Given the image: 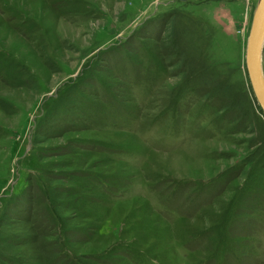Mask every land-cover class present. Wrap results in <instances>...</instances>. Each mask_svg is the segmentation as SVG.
I'll use <instances>...</instances> for the list:
<instances>
[{"label":"rangeland","instance_id":"1","mask_svg":"<svg viewBox=\"0 0 264 264\" xmlns=\"http://www.w3.org/2000/svg\"><path fill=\"white\" fill-rule=\"evenodd\" d=\"M256 3L0 0V264H264Z\"/></svg>","mask_w":264,"mask_h":264},{"label":"water","instance_id":"2","mask_svg":"<svg viewBox=\"0 0 264 264\" xmlns=\"http://www.w3.org/2000/svg\"><path fill=\"white\" fill-rule=\"evenodd\" d=\"M264 41V0H257L247 38L245 67L254 99L264 114V76L261 53Z\"/></svg>","mask_w":264,"mask_h":264},{"label":"bare ground","instance_id":"3","mask_svg":"<svg viewBox=\"0 0 264 264\" xmlns=\"http://www.w3.org/2000/svg\"><path fill=\"white\" fill-rule=\"evenodd\" d=\"M251 26V25H250ZM247 45V44H246Z\"/></svg>","mask_w":264,"mask_h":264}]
</instances>
